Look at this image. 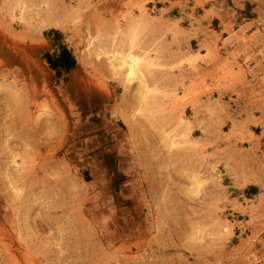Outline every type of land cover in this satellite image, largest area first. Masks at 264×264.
<instances>
[{"label":"rangeland","instance_id":"1","mask_svg":"<svg viewBox=\"0 0 264 264\" xmlns=\"http://www.w3.org/2000/svg\"><path fill=\"white\" fill-rule=\"evenodd\" d=\"M216 4L249 16L0 0V264H264V81Z\"/></svg>","mask_w":264,"mask_h":264},{"label":"crops","instance_id":"2","mask_svg":"<svg viewBox=\"0 0 264 264\" xmlns=\"http://www.w3.org/2000/svg\"><path fill=\"white\" fill-rule=\"evenodd\" d=\"M249 2L250 10L249 16L244 18V21L236 27L234 13H231V7L219 6V4L211 5L206 8V17L214 23L218 22V27L222 26L225 32L224 40L228 44L235 43L234 50L240 48V55L243 58L250 59L249 67L255 75H257V81H264V0H244ZM234 11V10H233ZM211 21V22H212ZM231 27V29H230ZM232 32L230 33V30ZM54 36L58 37V33L49 32L45 33L44 39L46 41L52 40V44H56ZM49 42V41H48ZM232 50L234 54H236ZM231 54V53H230ZM227 54L228 56H232ZM242 58V59H243ZM49 62L53 69L57 72L70 71L73 63V57L66 47H61L57 50L54 56L49 57ZM241 67V65H240ZM264 84V83H263ZM264 91V85L260 88ZM260 97H264V92Z\"/></svg>","mask_w":264,"mask_h":264},{"label":"bare ground","instance_id":"3","mask_svg":"<svg viewBox=\"0 0 264 264\" xmlns=\"http://www.w3.org/2000/svg\"><path fill=\"white\" fill-rule=\"evenodd\" d=\"M133 61H134V60H133ZM125 63H126V62H125ZM124 65H126V64H124ZM124 65H123V66H124ZM129 66H130V65H129ZM130 67H133V66H130ZM133 69H134V68H133ZM130 71H131V69H130Z\"/></svg>","mask_w":264,"mask_h":264}]
</instances>
